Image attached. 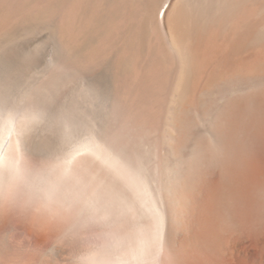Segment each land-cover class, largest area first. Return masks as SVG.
<instances>
[{"label":"bare ground","instance_id":"6f19581e","mask_svg":"<svg viewBox=\"0 0 264 264\" xmlns=\"http://www.w3.org/2000/svg\"><path fill=\"white\" fill-rule=\"evenodd\" d=\"M63 1V26L42 24L58 49L49 64L58 61L60 32L70 60L97 41L86 70L70 61L64 78L20 90L21 67L0 43V264H264V0ZM122 10L138 17L119 21ZM130 58L133 75L119 92L136 96L134 119L159 124L154 141L164 151L175 139L179 152L192 144L187 158L199 174L205 155L217 172L192 222L171 213L177 182L167 186L166 177L180 171L162 159L152 167L150 142L109 139L113 70L91 68ZM64 84L80 87L57 105ZM81 156L106 175H90L91 191H68Z\"/></svg>","mask_w":264,"mask_h":264},{"label":"rangeland","instance_id":"374dc122","mask_svg":"<svg viewBox=\"0 0 264 264\" xmlns=\"http://www.w3.org/2000/svg\"><path fill=\"white\" fill-rule=\"evenodd\" d=\"M126 4H129V3L127 2ZM140 4H141L140 2H136V4L134 5V2H133V8L139 14H140L139 9H141L139 8ZM109 6L110 5L108 4V8L106 6L105 7L109 9ZM131 6L132 5H129L128 7H131ZM107 9H103V10L107 12L108 11ZM134 10L129 11V13H126L125 12L126 10L125 11L122 10L123 12H120L119 21H123V22L126 21L128 23L129 21H131L132 18L136 19L138 17L137 16L138 14H135ZM131 12L132 14L130 15ZM64 13H65V5H64L63 0H0V37L3 36V38L2 37L0 38V43H3V40L5 41L2 44L4 51H11L14 54L15 59L18 60L17 62L18 65L21 67L19 75H18V89L20 90L25 89L31 84H32L31 86H35L36 88L43 87V86H47L48 84H50V82L54 80L56 81L61 78H64L63 76L66 73L65 72L66 67L70 61L73 62V68L76 71H84L87 69V65H89L87 64V60H86L87 56L89 52L92 50V48L95 47L94 43L96 44L97 41L90 39L89 41L84 42L81 46L77 48V50L75 51V54L71 57V60H70L69 56H67V53L65 52V49H64L65 41H64V38L60 35V32H59V39H60V43L63 45L59 47L60 53H59L58 61L54 65L49 64V57L54 51H58V49H57L56 42L54 38L52 37L50 30L45 29V26L42 24L46 20H48V18H52L57 22L59 27H61L63 26ZM107 18L109 17L105 18L104 20L105 23H106V20L110 19V18L109 19ZM123 18L124 19L126 18L127 20L126 19L124 20ZM117 21L118 20H116V22ZM103 26H104V23L102 27ZM26 27L28 28L26 29ZM15 29H19L18 37H15L11 40H6L7 34L10 31H14ZM143 60L145 61V58H143ZM134 63L135 61L133 58H130L129 60L125 61V63L119 62L118 59L116 61L102 59L101 62L95 68L89 67L91 69H95V71L99 72L100 75H101V72H104V70L106 69L104 67L106 66H109L110 69L113 70L112 78L114 77L113 79L114 85L116 84L115 87L118 90V94H117V97L115 98L113 109H111L110 113L108 114V118H107L109 139L111 141L113 139L114 143L116 144L120 142L121 143L120 145H125L126 142L127 143L129 142L130 146H133L135 144V145H138V147L141 146L142 143L144 144H148L149 142L150 144L152 143V146L149 145L150 146L149 159L151 157L150 162H151L152 167H154V165L157 164L158 161L159 163L163 161V163L167 162L171 165H174L175 171L176 170L180 171L178 173L179 176L177 173L175 174L173 172V174L171 173L169 176L166 177L167 180L165 179L166 184L169 182L167 186L176 184L177 182V184L175 185L176 188L174 189V192H173L174 194L177 195V202L173 204V206L171 205L172 215L177 216L178 219L183 223L192 222L194 219L200 217V214H201V211L204 205L206 206V197H207V191H208V190L206 191V189L208 186L212 185V182L216 178L215 176H217V172L213 164L209 160L208 156L205 155V157L203 158L201 162V169H200L201 174H199V168L194 170L191 165L192 164L191 158L190 159L187 158L189 157L190 154H192L191 153L192 146H193L192 144L185 147V149L182 148L181 152H179L178 151L179 150L178 149L179 147L178 139H175L176 141L174 140L173 143L171 142V145L168 144L170 145V147L167 145L166 151H164L161 149L158 142L155 143L157 141V137L154 135V133L156 135L158 134L157 131L159 130V124L157 123L152 124L153 122L152 123L150 122L149 124L146 123V127H145V123L143 124L140 121L134 119L136 110H138V109L135 110V107L137 108V106H135L136 99H137L136 96L134 97L129 96V95L127 96L119 92L122 89L123 83L129 80L130 77L133 75V70L135 68ZM74 65H77L76 68ZM0 71H1V74L5 73L4 69H0ZM78 87L80 86L77 84L62 85L57 90V93H56L57 95H56L55 101L57 102V105H60L61 103L65 102L67 95L71 94L72 88L77 89ZM184 100L183 102H185ZM133 104H134V107L131 108ZM198 123L199 122L197 121L196 126H195L196 129L199 131L203 130L204 126ZM110 125H111V128H110ZM150 125H152L151 127L153 129L149 128ZM41 130H42V126L36 125L32 132V136L35 139H38L39 135L41 134ZM149 131L150 133L148 134ZM113 133L115 135H113ZM122 138H123V141H122ZM154 139L156 141H154ZM154 145H156L155 146L156 149L153 148ZM56 146L59 147V149L68 148V145L63 146L62 144H59V143L57 144V142H56ZM157 155H158L157 157L158 159H155ZM186 158L188 159V162ZM160 159L162 160L160 161ZM168 159H169V162H168ZM91 161L92 159L87 156H81L79 158V161H78L79 163L75 165V167L72 170V173L68 177V180L66 183L67 184L66 188L68 187V191L75 190V189H79L82 191H91L92 187H93L92 190L95 188L94 187L95 180L96 179L98 180L99 177L100 179H102L103 176L106 175V171L102 170V167L100 166V163L98 161L92 165H91ZM90 168H91V171H90L91 173L88 172ZM97 169L99 170L97 171ZM96 171L98 173H96ZM196 171H198V174L200 175V177L198 176L199 179L201 180L199 181L200 184L196 183L195 181ZM87 172H88V175H86ZM98 174H99V177H98ZM174 174L177 177H174ZM90 175H93L95 177L97 176V177L95 179V177L90 176ZM100 175L102 176V178ZM87 177H89L88 178L89 180L87 179ZM92 179H93V183H89V181H92ZM86 180L88 182H86ZM180 196H184V199L182 198V200H180L181 199ZM22 235L26 237L29 234L23 233Z\"/></svg>","mask_w":264,"mask_h":264}]
</instances>
